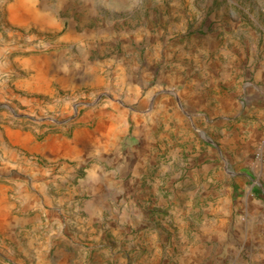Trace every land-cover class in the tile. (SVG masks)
Masks as SVG:
<instances>
[{"label":"rangeland","instance_id":"1","mask_svg":"<svg viewBox=\"0 0 264 264\" xmlns=\"http://www.w3.org/2000/svg\"><path fill=\"white\" fill-rule=\"evenodd\" d=\"M156 1L160 13L149 19L143 3L94 13L0 0V166L18 149L5 132H70L101 108L125 126L119 159L141 153L134 174L98 159L111 184L99 209L86 188L94 158L66 160V172L57 165L53 175L66 182L54 178L43 208L25 212L8 198L0 220L9 216L15 233L0 224V264H264V0ZM96 26L95 45L67 55L72 69L92 75L59 92L66 113L20 106L32 99V59L62 50L65 31L88 36ZM129 71L137 83L120 86ZM34 213L35 225L21 223Z\"/></svg>","mask_w":264,"mask_h":264},{"label":"crops","instance_id":"2","mask_svg":"<svg viewBox=\"0 0 264 264\" xmlns=\"http://www.w3.org/2000/svg\"><path fill=\"white\" fill-rule=\"evenodd\" d=\"M155 1L53 0V5L56 8L67 9L72 3L79 10L95 13L103 4L110 6L112 11H116L128 3L126 6L129 7V12H133L140 8V4L143 3V9H146L147 16L152 19V14L160 13L158 8L160 3ZM189 1L192 2L193 0ZM54 22L56 23V19ZM133 23L135 24L136 20ZM135 28L133 32L139 33L138 29L142 28L141 23L139 22ZM101 33L102 30L99 26H96L88 36L83 35L82 32L67 30L57 41L58 44L62 45V50L52 53L48 60L32 59L34 74L25 83L26 87L31 90L32 99L20 101V106L28 105L31 111H36L39 114L62 115L66 113L67 102L59 95V92L68 90L73 83L77 84L80 77L83 79L87 74L92 75L82 67L72 69L70 67L71 58L67 55L74 50L78 53L85 52L84 44L90 41V44L95 45V40ZM201 45L204 48V43ZM27 63L25 62V64ZM115 75L118 76V73ZM135 75L131 71L123 73L119 77V85L122 87L126 85L127 88L131 85L134 86L137 83ZM132 114L135 120H138L139 113L132 112ZM149 118L151 119L146 121L149 125L146 124L143 128L137 126L139 132L141 129H145V131L152 129L153 117L150 115ZM82 119L81 123L71 129L70 132L66 131V127L53 131V128L46 126L33 131L9 130L5 132L9 143L18 148L16 151H12L14 163L7 160L0 166V177L5 178L0 182V203L4 204L0 208L6 214L8 213V206L12 204L8 202V198H12L25 212L43 208L47 197L45 189L54 185V178L57 177L60 181L66 182L64 177L58 174L53 175L56 166L61 164L59 169L66 172L67 169L63 162L69 159L83 165L94 158L99 165V167L95 165L89 169L90 176L87 178L88 187L86 188L94 194L89 203L93 209H99L100 204L106 199L107 185L111 187L110 183L106 184V179L110 176L102 174L103 166L99 161L108 162L114 174L123 172L134 174V167L140 163L139 156L141 153L133 154L130 158L128 155L122 154V158L119 159L118 133L123 131L125 126L123 123L121 125L115 117L114 109L101 108L96 110L93 116L84 115ZM89 120L94 124L93 128L87 127ZM31 159L38 160L41 164L33 162ZM38 218L39 214L34 213L32 217L21 218V223L35 225ZM9 219V216L1 218L0 224L14 236L15 227L8 221ZM30 230L32 231L33 228ZM30 244H37V240L31 238Z\"/></svg>","mask_w":264,"mask_h":264},{"label":"built area","instance_id":"3","mask_svg":"<svg viewBox=\"0 0 264 264\" xmlns=\"http://www.w3.org/2000/svg\"><path fill=\"white\" fill-rule=\"evenodd\" d=\"M95 101H93V103H95ZM83 106H85L84 104H81V103H78V104H75L74 105V108H73V117L69 120L70 122H73L76 118H77V110L82 108ZM49 121H51L52 123L54 124H58V122L52 120V119H49Z\"/></svg>","mask_w":264,"mask_h":264}]
</instances>
